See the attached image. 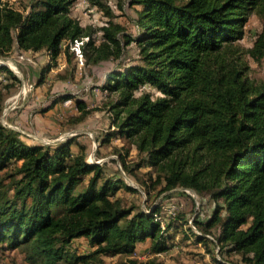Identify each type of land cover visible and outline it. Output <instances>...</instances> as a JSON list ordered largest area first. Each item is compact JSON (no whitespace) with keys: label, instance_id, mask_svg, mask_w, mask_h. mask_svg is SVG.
Segmentation results:
<instances>
[{"label":"trees","instance_id":"16d2710c","mask_svg":"<svg viewBox=\"0 0 264 264\" xmlns=\"http://www.w3.org/2000/svg\"><path fill=\"white\" fill-rule=\"evenodd\" d=\"M88 1L114 17L107 0ZM115 1L119 9L136 11L135 34L110 19L96 36L72 15L77 0H31L27 12L0 0V57L16 44L46 50L52 60L68 51L76 58L71 43L88 36L84 60H118L102 85L118 96L110 106L116 128L99 144L127 139L163 191L191 189L224 203L208 219L177 212L163 221L159 203L145 209L120 196L121 189L137 190L122 175L107 177L104 164L90 162L86 144L78 143L76 153L75 138L28 144L0 121V247L23 250L33 264H96L101 255L131 257L148 241L150 255L140 264H165L159 255L174 243V232L183 231L205 248L214 244L245 264H264V81L250 78L247 59L264 56V29L253 46L241 43L251 14L264 15V0ZM132 43L137 61L119 60ZM3 70L13 82L0 81V115L4 89L19 82L7 66ZM147 85L158 94L144 90ZM70 98L56 96L49 107ZM76 105L81 121L90 109L82 99ZM82 237L92 252L71 249Z\"/></svg>","mask_w":264,"mask_h":264},{"label":"rangeland","instance_id":"374dc122","mask_svg":"<svg viewBox=\"0 0 264 264\" xmlns=\"http://www.w3.org/2000/svg\"><path fill=\"white\" fill-rule=\"evenodd\" d=\"M31 0H4V2L18 10L27 12ZM114 17H108L105 10L92 5L88 0H77L71 12L82 25L96 30V36H101L100 28L110 19L124 25L129 32L136 33L131 17L136 15L133 7L125 5L119 9L115 0H107ZM264 29V15L251 14L246 26V34L241 43L246 47L254 44L257 36ZM138 50L132 43L125 50L121 59L123 62H136ZM249 61V76L256 81H264V56L260 59L247 56ZM118 60L109 59L99 63H89L85 56L84 62L78 61L70 53H62L56 60H52L46 50L26 51L14 45L13 50L5 57H0V66H7L19 78V82L11 89H4L5 103L0 121L6 126L12 127L21 133L24 141L53 145L69 138L76 141L71 147L76 153L79 144L88 146L87 158L90 162L104 164L107 177L122 175L127 182L136 188V192L121 189L119 195L125 197L129 203L137 202L145 209L152 203H159L162 214L166 219L170 215L182 212L188 218L198 217L208 219L216 204L223 205V200H213L201 196L191 189L176 188L172 191H163V184L152 183L156 178L153 169L141 166V158L135 144L127 139L113 137L111 142L99 144L106 133L116 128L113 118L114 113L110 106L118 98L117 93H109L102 89L107 74L116 65ZM43 80V83H40ZM1 86L12 83L13 78L3 70L0 72ZM144 90L158 94L153 87L147 85ZM71 94L72 98L61 101L53 108L52 104L56 96ZM76 99L85 100L90 113L81 120L76 121L81 115L76 105ZM124 154L128 166L134 171L129 173L123 166L119 154ZM143 155V154H142ZM137 164V165H136ZM88 178L86 179V181ZM85 181V182H86ZM188 228L185 225L184 229ZM214 234L218 232L212 228ZM174 243L169 250L159 255L165 264H217L214 257L231 264H245L237 253H228L217 250L214 244L194 242V236L185 239L183 231L174 232ZM150 243L137 244L136 253L133 256L101 255V260L96 264H137L148 259ZM72 250L79 253H90L94 249L86 238L76 239L71 245ZM0 264H33L26 259V253L21 249H9L0 247Z\"/></svg>","mask_w":264,"mask_h":264},{"label":"built area","instance_id":"2783aa9c","mask_svg":"<svg viewBox=\"0 0 264 264\" xmlns=\"http://www.w3.org/2000/svg\"><path fill=\"white\" fill-rule=\"evenodd\" d=\"M89 39L88 36L82 37V38H77L71 43V49L74 50L76 54V58L80 62H84V55L82 51V45L84 44L85 41Z\"/></svg>","mask_w":264,"mask_h":264},{"label":"crops","instance_id":"0c3cea01","mask_svg":"<svg viewBox=\"0 0 264 264\" xmlns=\"http://www.w3.org/2000/svg\"><path fill=\"white\" fill-rule=\"evenodd\" d=\"M29 144V142H27Z\"/></svg>","mask_w":264,"mask_h":264}]
</instances>
